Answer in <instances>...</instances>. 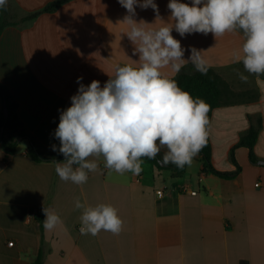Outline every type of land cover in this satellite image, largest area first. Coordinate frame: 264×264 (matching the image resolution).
<instances>
[{"label": "crops", "instance_id": "obj_1", "mask_svg": "<svg viewBox=\"0 0 264 264\" xmlns=\"http://www.w3.org/2000/svg\"><path fill=\"white\" fill-rule=\"evenodd\" d=\"M55 1L8 3L15 20H21ZM154 3L163 22L172 23L169 0ZM136 13L137 22L163 26L150 7H137ZM127 14L118 0H66L55 12L8 25L1 33L0 83L17 106L22 128L42 149L60 154L52 150L60 146L54 133L61 112L78 92V77L85 86L98 80L103 87L117 65L139 59L126 35L128 25L121 23ZM172 35L185 49L184 59H189L192 47L205 51L208 66L239 94L236 103L213 111L209 125L213 167L234 175L225 179L204 172L199 155L179 176L144 158L139 175H109L102 158L89 157L99 170L76 185L58 177L54 162H34L28 140L7 158L0 142V264H33L41 240L34 216L43 208L63 221L50 232L44 229L43 264H264V80L236 62L242 31L216 39L212 33L181 37L174 29ZM163 71L171 78L177 75L170 68ZM258 125L253 163L250 150L238 144ZM158 190L164 194L158 195ZM77 198L92 207H115L123 220L120 234L81 235Z\"/></svg>", "mask_w": 264, "mask_h": 264}, {"label": "clouds", "instance_id": "obj_2", "mask_svg": "<svg viewBox=\"0 0 264 264\" xmlns=\"http://www.w3.org/2000/svg\"><path fill=\"white\" fill-rule=\"evenodd\" d=\"M127 10L121 23L128 25L126 35L135 46L133 55L139 59L133 64L117 65L114 75L100 86L93 80L90 85L81 83L71 106L63 110L55 130L60 141L53 151L63 154L65 160L55 163V171L62 181L83 185L89 172L99 170V165L89 157L102 158L108 174L139 175L142 158L154 160L165 149L158 163L174 164L178 169L191 166L207 143L210 105L201 98L182 90L177 81L163 70L170 68L178 74L191 63L201 74H207L208 62L203 50L190 48L189 59H184L185 49L172 35L173 29L181 37L186 34L212 33L216 38L242 31V48L236 53V62L253 75H264V0H169L167 8L172 23L163 22L154 0H118ZM7 0H0V9ZM152 8L156 20L163 26L149 27L143 20L137 22L136 8ZM135 65V66H133ZM242 82L248 77L237 70ZM82 209L81 235H98L101 231L119 235L123 220L112 205L95 207L75 201ZM45 231L62 226L60 216L43 208Z\"/></svg>", "mask_w": 264, "mask_h": 264}, {"label": "trees", "instance_id": "obj_3", "mask_svg": "<svg viewBox=\"0 0 264 264\" xmlns=\"http://www.w3.org/2000/svg\"><path fill=\"white\" fill-rule=\"evenodd\" d=\"M66 0H58L49 3L46 7L36 12L28 13L21 20H15V16L12 15L11 7L8 3L3 9H0V35L3 30L11 24H18L20 22H31L35 20L40 14L46 12H55L61 4ZM264 80V75L258 76ZM177 81L182 90L189 92L193 98H201L207 104L210 105L211 110L208 113L209 120L212 117L213 111L221 106L232 105L236 103L239 94L232 91L229 85L223 80V78L213 69L208 67L207 74H201L195 67L189 63L186 64L181 71L173 78ZM0 100L6 102L8 116L5 117L3 111L0 112V142L5 152L6 158L14 155L21 141H29L28 155L34 162H63L65 157L63 154H55L42 149L36 140L28 134L21 126L16 104L12 103L9 99L5 87L0 83ZM260 125L253 126L240 140L239 146L247 147L250 150V159L253 163L257 162V157L254 154L253 148L257 142L259 135ZM21 140V141H20ZM203 162V171L206 173H212L218 177L229 179L234 173L220 172L213 167L212 164V147L211 141L208 135L207 143L199 153ZM163 154H159L154 160H149L157 169L171 170L174 176L182 175L187 165L183 169H178L174 164L168 166H161L158 161L161 160ZM239 167L237 172L239 171ZM236 172V173H237ZM35 219L39 222L41 231L40 248L38 254L33 259V264H43L45 259L44 252V213L35 214Z\"/></svg>", "mask_w": 264, "mask_h": 264}, {"label": "built area", "instance_id": "obj_4", "mask_svg": "<svg viewBox=\"0 0 264 264\" xmlns=\"http://www.w3.org/2000/svg\"><path fill=\"white\" fill-rule=\"evenodd\" d=\"M256 186H259V184H256ZM183 191H188V187L187 186H183L182 187ZM193 194H195L196 192H192ZM157 194L162 196L164 194V190H158ZM9 245H13V242H10Z\"/></svg>", "mask_w": 264, "mask_h": 264}, {"label": "water", "instance_id": "obj_5", "mask_svg": "<svg viewBox=\"0 0 264 264\" xmlns=\"http://www.w3.org/2000/svg\"><path fill=\"white\" fill-rule=\"evenodd\" d=\"M4 116L7 117L8 116V111H7V105L6 102H4V110H3ZM21 141V140H20Z\"/></svg>", "mask_w": 264, "mask_h": 264}]
</instances>
